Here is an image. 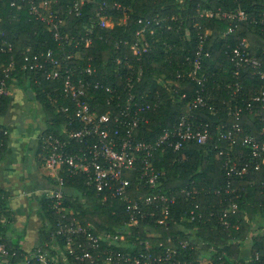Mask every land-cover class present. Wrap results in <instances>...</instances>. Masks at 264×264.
Returning a JSON list of instances; mask_svg holds the SVG:
<instances>
[{"label":"trees","instance_id":"1","mask_svg":"<svg viewBox=\"0 0 264 264\" xmlns=\"http://www.w3.org/2000/svg\"><path fill=\"white\" fill-rule=\"evenodd\" d=\"M45 0H38L41 9ZM88 4L81 15L67 14L68 0H58L52 3L55 21L63 19L59 25L62 39L55 37V31L49 28L46 21L35 18L28 13V4L18 9L10 5L11 0H0V79H5V86L12 83L22 88L29 99H36L42 105L45 115V127L42 133L60 131L61 114L56 112L57 103L53 98H61L62 80L50 81L40 74L41 82L34 81V73L22 70L24 56L34 52L53 49L55 56L76 68L92 62L98 72L96 79L104 83H123L131 73L137 89L149 91L150 100L155 101L157 91L163 99L161 107L152 113L151 123L143 129L145 139L152 140L159 136L162 129L174 125L184 114L189 113L186 103L192 101L202 86L186 76L178 77L188 67L187 59L199 56V46L203 40L201 59L206 73L205 91L208 106L195 108L198 119L210 124L211 139L206 145L193 143L189 148L175 152L169 149L163 154L157 153L154 164L158 169L165 170L163 179L166 189H180L195 181L194 188L200 193L192 197L180 195L178 205L174 209V220L168 225H160L149 219L140 220L137 225L128 226V214L122 201L109 199L103 202L101 197L87 188L81 178H67V189L64 192L65 204L75 212L67 214L68 220L87 226L89 223L94 231H112L125 235L124 240L109 243L101 240L99 246L93 247L84 237L81 238L83 248L90 249L94 260L104 264V258L113 251L135 256L145 251V240H150V251L162 242L167 246L166 237L173 235L178 243L187 239L190 245L179 253L171 264H201L202 258H208L213 264H240V262L260 254V260L249 264H264V192L260 185L261 173L251 168L250 173L235 182L236 191L233 194L239 204V211L228 219H221V208L229 204V194L217 193L216 188L226 185L227 178L222 164L223 155H218L219 147L229 149L227 142L218 140V128L222 121L231 122L234 118L228 116V105L236 84L240 85L242 97H249L259 92L261 81L258 69L247 62L242 67L232 61L234 49L244 47V39H248L249 56L259 58L264 65V0H95ZM117 2L120 7L108 9L114 25L103 27L98 24L96 9L102 2ZM23 4V2H22ZM242 9L246 18L242 21L222 17L218 12H236ZM213 12L208 16L207 12ZM147 30L142 38L141 54L134 53L132 44L138 38L137 31L145 26ZM58 22V23H59ZM92 25L91 29L86 24ZM237 26L227 33L229 26ZM85 37V39H82ZM87 38L91 39L87 44ZM67 39V40H66ZM6 40V42H4ZM1 47L4 50H1ZM145 48V50H143ZM68 59V60H67ZM120 59V63L117 60ZM238 59V58H237ZM15 62L12 70L16 80L12 82L6 77L7 67ZM9 73V72H8ZM171 82L177 90L170 91ZM231 84V86H229ZM186 93L182 99L181 95ZM10 95L0 98V118L7 114L10 108ZM215 108V113L209 106ZM246 111L243 125L247 132L260 134L264 127V110L261 115L250 116ZM6 128L0 123V159L7 150L8 135ZM242 148L239 146L237 149ZM40 165L44 161L42 143L38 146ZM133 182L137 180L133 177ZM142 195L149 192L141 188ZM113 201V203H111ZM193 201L201 203L202 216L194 221L189 220L187 212ZM0 242L6 244V257H0L6 264H66L61 257L56 260L30 259L28 252L21 246L20 238L11 239L6 235L11 220L2 221V214L8 213V195L0 189ZM64 210L57 211L53 200L45 194L40 199L38 215L43 221L41 246L50 248L53 233ZM7 215V214H6ZM227 221V222H226ZM151 234V235H150ZM58 238V236H57ZM60 238V246L65 245ZM250 243V244H249ZM193 245V247H192ZM160 251V250H159ZM55 255L56 251L51 250ZM100 252V256L97 254ZM90 259H77L68 256V264H89ZM119 262L115 259L113 264ZM125 264V263H123Z\"/></svg>","mask_w":264,"mask_h":264},{"label":"built area","instance_id":"2","mask_svg":"<svg viewBox=\"0 0 264 264\" xmlns=\"http://www.w3.org/2000/svg\"><path fill=\"white\" fill-rule=\"evenodd\" d=\"M37 2L38 0H11L10 5L21 9L23 5L28 4V13L37 19L46 21L49 28L55 31V37L61 40L63 37L59 33V25L63 19H60L59 23L55 21V14L52 11V3L58 0H45L44 9H41ZM94 2L96 1L68 0L65 12L79 16L88 4ZM110 7L111 9L119 8L120 5L117 2L104 1L96 9V17L100 26L114 25L112 16L108 14ZM218 14L238 21L246 18V13L240 8L236 12H218ZM207 15L213 16L214 13L208 11ZM150 24L151 21L148 20L145 26L137 31L138 38L132 44L134 53H142L140 35L147 30V25ZM86 27L91 29L92 25L87 23ZM236 27L229 26L227 33L232 32ZM86 41L89 44L91 39L87 38ZM243 43L245 49L240 46L236 47L232 61L238 67H242L244 62H247L258 69L261 87L259 92L241 99V87L236 84L227 108L228 116L234 119L231 122L222 121L218 128V140L227 142L229 146V149L218 146L220 149L218 155L225 156L222 169L226 174L227 183L215 190L217 193L224 192L230 195L229 204L221 208L220 216L224 221L239 211V204L233 195L236 191L235 182L238 178L248 175L251 168L262 174L260 185L264 192V127L260 134H256L247 132L243 125L246 111L252 112L250 116H256V114L261 115L264 110V65L259 58L249 56L247 51L249 45ZM1 50L4 48L1 47ZM202 50L203 40L199 46L200 57ZM200 57L187 59V69L178 74V77L187 75L192 81L202 86L198 90V95L186 103L189 113L184 114L174 125L163 128L155 139L148 140L143 136V129L151 123V115L161 107L163 99L160 91H157L155 101H152L149 91L142 92L137 89L142 72L139 73L137 82L133 80L130 73L126 78L121 77L124 79L123 83L111 84L96 79L98 72L92 62L73 68L68 61L62 63L51 48L24 56L22 70L33 72L36 83L41 82L40 74L46 80H62L63 82L61 98L52 99L57 103L56 112L63 117L60 121V131L58 133L41 132L39 140L44 152V167L48 170L46 175L53 184V188L46 195L53 200L57 211H65L52 236L53 242H58L59 245L60 238L66 241L63 246L66 247V252L61 253L66 264H68L69 254L80 260L90 259L89 264H98V261L94 260L92 251L83 248L82 237L93 247L99 246L101 240L113 244L115 241L125 239V235H118L112 231L95 232L90 223L85 226L67 219V214L75 212L73 208L64 206V192L67 189L68 177L83 179L87 188L99 195L103 202H108L109 199L122 201L128 214V226L137 225L140 220L146 219L160 225H168L174 220V209L178 205L179 196L185 195L187 198H193L195 194L200 193L198 188L193 187L194 180L189 186L180 189H166L163 182L166 172L158 169L154 164L155 156L159 152L163 154L169 149L178 152L183 148H189L193 143L206 145L212 137L210 124L198 119L195 113L191 112L197 107L208 106L207 99L203 95L207 77L203 70L204 59ZM117 62L120 63V59ZM14 67L15 62L12 61L7 67L9 73L6 74L12 82L16 80V76L12 74ZM13 84L15 83L11 86ZM11 86H5V79H0V98L11 94ZM168 86L171 92L177 91L171 82ZM185 96L186 93H183L181 98ZM209 108L215 113L214 106L210 105ZM239 146L242 148L237 149ZM133 177L137 180L136 184L133 182ZM141 188H146L149 192L142 195L133 194L134 192L141 194L143 192ZM201 206L199 201L192 202L187 212L190 221L200 219ZM166 239L168 242L166 247L162 242L153 247L163 250L150 251L153 245L147 239L144 241L145 251H141L138 255L132 257L123 252L115 255L111 251L102 263L113 264L117 259L118 264H171L175 257L182 253V250L188 248L190 241L180 239L178 243H175L176 239L173 235H168ZM52 243L46 244L50 245V248L36 247L29 254L31 256L29 258L41 261L45 258L54 260L55 256L61 257L57 249L52 248ZM50 250L56 251L57 254L54 255L51 252L49 257ZM6 254V244L0 242V257H6ZM100 255L99 252L97 256ZM254 259L260 260V254L257 253L240 264H249L250 261H255ZM4 261L2 260L0 264H6ZM29 263L30 260L26 264ZM206 264L213 263L208 259Z\"/></svg>","mask_w":264,"mask_h":264},{"label":"crops","instance_id":"3","mask_svg":"<svg viewBox=\"0 0 264 264\" xmlns=\"http://www.w3.org/2000/svg\"><path fill=\"white\" fill-rule=\"evenodd\" d=\"M10 96V108L0 118L8 135L7 150L0 159V189L8 195V213H3L2 221L11 220L7 237L20 238L22 248L31 253L43 242V221L38 215L40 199L53 188L38 159L45 115L42 118L41 103L29 99L22 88L15 85ZM34 107L38 113L36 118L32 116Z\"/></svg>","mask_w":264,"mask_h":264},{"label":"rangeland","instance_id":"4","mask_svg":"<svg viewBox=\"0 0 264 264\" xmlns=\"http://www.w3.org/2000/svg\"><path fill=\"white\" fill-rule=\"evenodd\" d=\"M244 42H245V44H247V45H250V42L248 41V39L246 38V39H244ZM15 88V85H12L11 86V90H13ZM34 105H36V103L34 104ZM28 112V111H27ZM26 112V113H27ZM42 114V113H41ZM34 115H36L35 116V118L37 117V115H38V113H37V108H35L34 107V113H33V115L32 116H34ZM43 116H44V114H42V118H43ZM16 119H18V118H16ZM43 119H45V116H44V118ZM40 121V120H39ZM41 167L46 171V173H47V169H45V167H44V163L41 165ZM250 244V243H249ZM52 248L53 249H57L56 251L58 252V254L61 256V259L63 258V259H65L64 258V256H62L61 255V253H64V252H66V247L64 248V247H60V245L58 244V242H53L52 243ZM29 254V253H28ZM50 255H51V250H50V253H49V257H50ZM28 257H31L30 255L28 256ZM59 256H55V259L54 260H56V263H58V261H59ZM203 261H202V264H206L207 262H208V258H203L202 259ZM5 262V261H4ZM28 261H25V263H23V264H26Z\"/></svg>","mask_w":264,"mask_h":264}]
</instances>
